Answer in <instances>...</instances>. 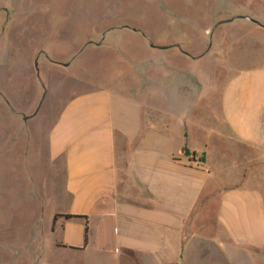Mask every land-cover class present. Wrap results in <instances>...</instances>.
<instances>
[{
  "label": "crops",
  "instance_id": "obj_1",
  "mask_svg": "<svg viewBox=\"0 0 264 264\" xmlns=\"http://www.w3.org/2000/svg\"><path fill=\"white\" fill-rule=\"evenodd\" d=\"M229 1L227 43L175 73L73 92L35 141L19 135L18 170L48 171L27 179L53 248L77 264H264V0Z\"/></svg>",
  "mask_w": 264,
  "mask_h": 264
},
{
  "label": "rangeland",
  "instance_id": "obj_2",
  "mask_svg": "<svg viewBox=\"0 0 264 264\" xmlns=\"http://www.w3.org/2000/svg\"><path fill=\"white\" fill-rule=\"evenodd\" d=\"M232 9L229 0H0V264H77L53 248L51 212L27 179L33 169L42 185L48 171L41 159L18 170L19 135L33 141L73 92L163 76L167 62L175 73L178 57L227 43L233 23L220 22ZM199 60L213 71L215 58ZM4 139L15 141L8 155Z\"/></svg>",
  "mask_w": 264,
  "mask_h": 264
},
{
  "label": "trees",
  "instance_id": "obj_3",
  "mask_svg": "<svg viewBox=\"0 0 264 264\" xmlns=\"http://www.w3.org/2000/svg\"><path fill=\"white\" fill-rule=\"evenodd\" d=\"M187 154H190V153L187 152ZM193 154H194V159H198L199 162H204V160H205L204 156L198 157V154H197V153H193ZM193 154H192V155H193ZM58 216H60V215H56V216H55V219H56ZM65 217H66V218H73V217H75V216H74V215H65ZM87 239H88V227H86V229H85V242L87 241Z\"/></svg>",
  "mask_w": 264,
  "mask_h": 264
},
{
  "label": "water",
  "instance_id": "obj_4",
  "mask_svg": "<svg viewBox=\"0 0 264 264\" xmlns=\"http://www.w3.org/2000/svg\"><path fill=\"white\" fill-rule=\"evenodd\" d=\"M223 22H226V21H221L220 23H223ZM151 46H154L153 44H151ZM162 48H168V47H162Z\"/></svg>",
  "mask_w": 264,
  "mask_h": 264
}]
</instances>
